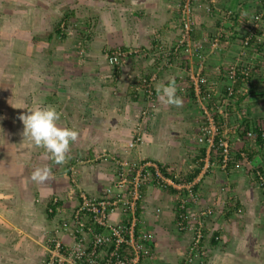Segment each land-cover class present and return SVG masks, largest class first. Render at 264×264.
I'll list each match as a JSON object with an SVG mask.
<instances>
[{"label":"rangeland","instance_id":"rangeland-1","mask_svg":"<svg viewBox=\"0 0 264 264\" xmlns=\"http://www.w3.org/2000/svg\"><path fill=\"white\" fill-rule=\"evenodd\" d=\"M110 5L111 0H0V180H4L5 183L4 187L2 184L0 187V264H41L42 259L47 255L48 233L45 232L59 220L67 218L72 210L73 202L66 201L62 194L63 188H58V186L69 184V190L74 192L76 199L78 193L80 194V191L83 190L80 181H78L80 177L77 171L78 166L95 172V168L102 163L101 160H105V164L113 161V154L107 151L100 150L98 155L104 152L102 157H96L95 151H92L94 150L93 146L85 136L80 143L83 147L81 150L76 151L74 144L77 142L73 143L69 153L70 159L62 165L55 164L44 149L34 146L31 139L24 135V125L19 118L21 115L28 114L29 110L53 106L61 115L62 127L80 130L73 119V123H70L71 120L70 122L67 120V116L76 117L75 114L78 113V116L83 119L91 120L90 118H93L95 121L97 109L101 108L100 105L104 104L110 108L114 99L115 103L113 104H121L120 108L122 109L125 104L130 103L134 109L132 115L135 120L139 121L135 130L138 132L141 125L140 130L142 133L145 132L143 134L144 142L146 137L155 132H165L161 128L162 124L156 127V123L163 116V114L158 113L160 112L159 106L164 104L158 98V93L153 85L154 80L152 81L153 101L148 100L134 89V84L142 76L137 71L144 69L141 65L152 54L144 48L138 55L125 57L119 65H113L108 61L111 49L121 45L112 38H118L120 36L119 31L122 30L117 24H114L115 15H112ZM129 16L132 17L133 15ZM172 25L175 30L172 36L176 39L179 34V21L176 17ZM113 27H115L114 30H112ZM105 28L111 30L112 36L110 34L107 36H110L109 38L112 40L106 37L109 30H105ZM253 38H250L248 47L242 55L246 58L249 72H251L250 78L248 77L245 82L241 83L242 91L238 92L239 88L235 83L228 104H224L222 102L224 89L229 82L228 78L225 77L224 86L221 90L214 94L211 89L210 96L204 100V103H207L210 108V113L218 121H222V123L225 121L226 125L222 126V129L226 128L230 134L234 133V127H237L235 133L241 135L247 130L245 124L237 123L239 122L238 114L242 112L241 102L236 106L238 109L234 107L237 100L245 95L253 97V99L256 96L260 98L259 94L256 95L254 91L251 92L247 89L251 78H255L253 74L262 64L264 65V41L258 42ZM78 44L83 49L82 54H79L80 47ZM123 47L131 48L134 46L124 45ZM124 65L130 67L125 74L126 76L122 74ZM133 66H139V69L136 70ZM152 68L159 74L160 70L156 69L157 67ZM130 70L136 72L132 74L129 72ZM191 73L194 74L195 72L192 70ZM154 74L155 72L147 75L152 76ZM157 77L156 75L155 82ZM190 81H192L191 78ZM181 91L184 92L181 95L182 100L184 102L188 100L190 103V106L185 108V113H190L196 123L202 121L204 115L191 89V83L189 88L186 86L185 90ZM251 101L253 100H248V107L253 104ZM249 108V113L255 110L254 106ZM246 114L244 112V116ZM98 127L96 124H92L82 128L87 131L86 134L96 135ZM199 127L200 125H198L197 131L190 130L194 136L191 147L185 148L187 158L183 165L184 168L175 171L180 177L192 174L195 168L199 167L200 160L198 157L203 146L206 147L205 144L200 145L197 142ZM242 138L249 144L248 150H250L252 144L255 143L254 139L249 140L244 135ZM136 147L137 145L134 146L135 149L128 150L129 158L135 159L133 156L137 153L138 148ZM211 158L213 160H209L208 166L211 162L215 166L211 164L212 167L205 173L212 176L213 173L209 171L218 170L223 172L224 178H226L225 175L228 176V173L239 176V173H233V171H238L240 164L245 161L242 160L243 158H236L227 168L221 169L214 157ZM44 166L51 168L52 175L50 178L43 183L33 181L31 179L32 173L36 168ZM71 166L72 170L70 169ZM70 172L76 177V184L81 190L76 185L73 186L70 180ZM242 172H244L243 169ZM256 173L257 171L254 174ZM254 174L247 175V183L249 186L251 184L257 187L255 184L258 185V182ZM104 178L107 179L100 181L103 183L101 189L111 181V179L109 180L110 177L104 176ZM199 185L203 187L201 180ZM258 187L261 188L259 185ZM16 188L20 191L31 192L35 201L34 205L38 208L42 217L41 220L44 222L40 228V233L27 232L30 230L25 226L24 221L26 220L18 216L20 212L14 203L20 197V192L16 191ZM205 190L201 194V200L206 205L210 204L214 211L211 202L206 198ZM53 197L55 198L52 203L57 209L55 213L49 216L48 202ZM256 198L262 202L263 198L260 195H257ZM67 199L71 200L68 195ZM169 200L171 201V198ZM171 204L173 205V199ZM232 207H236L238 211L241 210L237 203H233ZM158 208L160 209L159 214L169 211L167 207L163 208L161 205H158ZM171 208L174 211V207L171 206ZM6 211L9 213L7 216ZM171 217L173 221L174 212ZM211 221L208 218L203 240L204 254L198 257L195 264H208L207 246L209 242L207 239L210 236L214 237ZM17 224L22 225V229H16ZM171 227L173 228L175 225ZM24 229L27 230L26 233H24ZM175 229L170 233L166 232L167 235H171L172 241L176 236H180L179 239L184 237L181 235L183 232L176 229V233ZM208 233H212V235ZM152 261L149 260L146 263Z\"/></svg>","mask_w":264,"mask_h":264},{"label":"crops","instance_id":"crops-1","mask_svg":"<svg viewBox=\"0 0 264 264\" xmlns=\"http://www.w3.org/2000/svg\"><path fill=\"white\" fill-rule=\"evenodd\" d=\"M178 2L179 0H111V13L115 15L113 18L114 24H117L122 29L119 31L120 36L112 39L118 41L121 44L120 46L146 48L152 54L141 65L144 69H140L137 73L150 77L147 74L155 72L158 76L155 82L156 75L154 74L153 85L155 88L158 84L167 83L169 79L175 77L178 89L177 94L181 96L184 94L181 90H185L186 86L188 88L190 86L189 74L192 70L196 72L200 69L215 94L224 86L228 67L238 61L245 63L244 57H241L239 53L241 51L240 40L245 33L243 23L241 20L232 19L220 26L217 10L230 9L242 18L258 11L259 0H218L211 13H207L204 10L203 0L194 2L193 17L195 29L193 38L199 40L202 44L203 58L201 64L198 59L191 57L183 50H172L177 41V38L175 39L172 36L175 32L172 24L176 17V5H178ZM220 29L223 31V33L221 32L222 36L217 37ZM105 30H109L106 33V37L112 40L109 38L110 36H107L108 34L112 36L111 30L108 28H105ZM102 32H104L103 29ZM133 67L136 70L139 69V66ZM152 67H157L156 69L160 70L159 74ZM129 68L127 65L122 67L123 76L128 72ZM260 68L253 74L255 78H251V82L247 85V89L251 92L254 91L256 95L259 94L260 98L258 96L255 99L246 95L244 97L239 96L241 98L237 100L234 107L238 109L236 106L241 102L242 112L238 114L239 122L237 123L245 124L247 129H261L264 131V65L262 64ZM129 72L134 74L136 71L130 70ZM237 86L239 88L238 92H241L243 89L241 83L239 82ZM139 93L142 94L141 91ZM248 100H253L251 101L253 104L250 106L255 108L250 113ZM113 103H115L114 99L110 108L104 104L100 105L101 108L97 109L95 121L93 118H90L91 120L83 119L78 116V113L75 114L77 115L76 117L67 116V120L69 122L71 120L70 123H73L74 120L75 125L80 127V130H77L79 132L77 143L74 144L76 151L83 148L80 143H82V138L87 136L91 146L94 148L92 151H95L96 157H102L103 153L107 151L112 153L113 157L123 156L129 158L128 152L135 148H129L127 143L137 133L135 127L139 124V121L133 117L134 109L130 103L125 104L123 109L120 108L121 104ZM188 106H190L188 100L183 101V106L180 108L166 104L160 105V112L158 113L160 115L163 114V116L156 123V127L162 124L161 128L165 132H155L146 137L144 142L143 134L145 132L142 133L140 125L138 132L142 134V138L136 147L138 148L137 153H133V157L135 159L154 160L158 164L165 166L170 174H174L179 168L183 169L187 158L185 148L191 147L194 136V134L190 133V130L197 131V127L201 123V121L198 123L194 122L190 113H185V108ZM244 112L247 113L246 116H244ZM70 114L73 115L72 113ZM59 124L60 126L63 125L60 121ZM92 124L99 126L96 135H88L86 134L87 131L82 128ZM236 131L237 127L233 131L234 133L228 134V137L231 140L233 150L237 153L242 152L245 155L242 159L245 160L243 164H240L241 158L239 159L240 167L238 171H233V173H239V176L228 173V176L225 175L226 178H224L223 172L218 170L209 171L213 173L212 176L207 175L205 171L212 167L211 164L215 166L213 162L210 163V166L207 164L208 167L206 166L205 169L203 168L198 173L199 180L197 185L199 191L202 194L206 189V198L214 207V211L209 217V220H212L214 237L210 236L207 239V242H209L207 246L208 264H264V189L259 188L255 183L258 188L251 184L249 186L247 183L248 174L253 175L256 171L264 174V138L261 142L252 144L250 150H248L249 144L246 143L241 134L235 133ZM100 150L104 152L98 155V152H101ZM204 152L205 148L203 146L198 157L200 163L203 164ZM246 159H249L248 162H246ZM210 160H213V158ZM101 162L100 166L95 168V172L89 171L88 168L79 166L78 168L80 169L77 168L80 176L78 181H80L82 189L90 195L100 193L103 184L100 181L107 179L104 176L110 177L109 180L111 179V181L113 180L114 161H106L107 164L104 163L105 160H101ZM108 164H110V167H108ZM242 169L244 172H242ZM209 172L208 174H210ZM53 180H55V177H53ZM200 180L203 182L204 188L200 187ZM0 181V187L2 185L4 187V180ZM58 188H63L62 194L66 201L70 202L67 199L70 189L69 184H62ZM161 190L153 185H146L143 190L141 217L144 221V227L154 231L156 237L150 245L149 252L138 264H187L184 262V258L190 236L182 233L181 235L184 236L182 239H179L180 236H176L172 241L171 235H167V233L175 229V227H171L174 225L171 217L174 212L171 208V206H174L171 204L173 194L169 190H165V192ZM16 191L20 192V197L15 200L14 205L20 212L18 216L26 220L24 221L25 226L30 230L24 229V233L26 231L29 233H40V228L44 222L41 220L42 217L38 208L34 205L35 201L31 192L20 191L18 188H16ZM22 194L26 195L22 196ZM257 195L263 198L262 202L258 201ZM169 198H171V201ZM166 199L168 200L166 201ZM233 203H237L241 210L238 211L236 207H232ZM158 205L163 208L167 207L169 211L159 214ZM208 206L211 205L209 204ZM9 208L11 209V207ZM6 212L7 216L9 213L8 211ZM21 227L22 225L20 224L15 226L18 230L22 229ZM208 234L212 235V233ZM176 239L178 240L176 241ZM149 260L153 261L146 263Z\"/></svg>","mask_w":264,"mask_h":264},{"label":"built area","instance_id":"built-area-1","mask_svg":"<svg viewBox=\"0 0 264 264\" xmlns=\"http://www.w3.org/2000/svg\"><path fill=\"white\" fill-rule=\"evenodd\" d=\"M195 1L179 0L176 5L179 34L172 50H183L198 59L201 64L202 44L193 38ZM217 1L203 0L204 10L211 13ZM217 13L220 26L235 18L243 23L245 33L240 40L241 57L251 37L258 42L264 41V0H259L258 11L242 18L230 9H219ZM221 32L223 33L220 29L217 37L222 36ZM78 45L79 54H82L83 49L80 44ZM140 51L139 47L117 46L111 49L108 61L113 65H119L125 57L138 55ZM244 59L245 63L234 62L226 71L225 76L229 82L224 89L222 98L224 104H228L235 83L237 86L239 82L248 79L249 65L245 57ZM190 78L191 89L204 115L197 137L198 143L206 145L201 170L206 168L212 156L217 165L225 169L236 159V153L228 137L229 133L226 128L222 129V126L226 125L225 121L223 123L218 121L210 113L208 104L204 103V100L210 96L211 88L201 70L191 73ZM153 80L154 75L141 76L134 84V89L141 91L150 101L154 99ZM259 133L264 137V131L259 129ZM244 136L253 140L257 133L253 129H248ZM141 138L142 134L137 132L129 141L128 147L134 148L141 142ZM239 154L244 158L242 152ZM113 161V180L97 195L81 191L68 217L59 220L45 232L48 233L47 255L42 259L41 264H138L149 252L150 245L156 237L154 231L144 227L141 217L143 190L146 185L172 192L175 228L190 236L184 262L195 263L198 257L204 254L203 240L207 220L213 212L212 207L201 200L197 185L199 177L185 181L176 173L165 176L154 160L127 159L121 156L113 157ZM75 178L71 174V182L74 186L77 181ZM256 179L258 185L264 189L263 173L257 171ZM54 198H51L52 202ZM52 202L51 205H55ZM52 210L50 207L49 211Z\"/></svg>","mask_w":264,"mask_h":264},{"label":"clouds","instance_id":"clouds-1","mask_svg":"<svg viewBox=\"0 0 264 264\" xmlns=\"http://www.w3.org/2000/svg\"><path fill=\"white\" fill-rule=\"evenodd\" d=\"M156 91L158 93V98L162 103L177 108L183 106V100L181 96L177 94L178 89L176 86L175 77L169 79L167 83L158 84L156 86ZM19 118L24 125V135L31 139L34 146L44 149L45 152L50 155L55 164L62 165L66 163L68 159H70L69 153L71 150V145L77 141L79 132L71 127L60 126V114L55 107L46 106L36 110H29L28 114H23ZM235 129L236 127L234 130ZM235 153L236 158H242L239 153ZM71 167L70 169L72 170ZM51 175L52 170L50 167H38L32 173L31 179L37 183H43L48 180ZM69 175H71V172ZM76 186L79 188V190H81L77 184ZM81 191L85 192L84 190ZM68 192V198L71 199L69 200L70 202H73V208V206L78 201V196L75 199L74 192L72 190H69ZM52 206L55 205H48V211L50 207L52 208ZM56 209L54 211L52 210L51 212L49 211V213H55Z\"/></svg>","mask_w":264,"mask_h":264},{"label":"trees","instance_id":"trees-1","mask_svg":"<svg viewBox=\"0 0 264 264\" xmlns=\"http://www.w3.org/2000/svg\"><path fill=\"white\" fill-rule=\"evenodd\" d=\"M236 19V18H235ZM135 56V55H134ZM251 75V72H249L248 73V77ZM250 78V77H249ZM225 91V90H224ZM256 132H257V136H256V138H255V142H261L262 140H263V138H262V136H260V133H259V130H257V129H254ZM242 135H244V134H242ZM159 165V167H160V169H161V171H162V173L166 176H170L171 174L166 170V167L165 166H163V165H161V164H158ZM202 163H200L199 164V167H197V168H195V170H194V172L192 173V174H189L188 176H185V177H183V179L185 180V181H190V180H192L193 178H195L196 176H198V173H199V171H201V167H202ZM51 199L49 200V202H48V205L50 206L51 205ZM52 208H53V211L55 210V206H52ZM49 216H51L52 215V213H50V214H48Z\"/></svg>","mask_w":264,"mask_h":264}]
</instances>
